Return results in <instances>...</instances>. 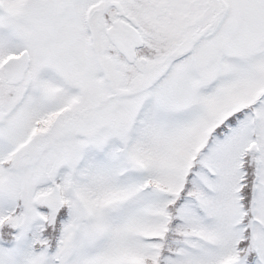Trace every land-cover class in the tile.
<instances>
[{"label":"snow or ice","instance_id":"1","mask_svg":"<svg viewBox=\"0 0 264 264\" xmlns=\"http://www.w3.org/2000/svg\"><path fill=\"white\" fill-rule=\"evenodd\" d=\"M0 264H264V0H0Z\"/></svg>","mask_w":264,"mask_h":264}]
</instances>
